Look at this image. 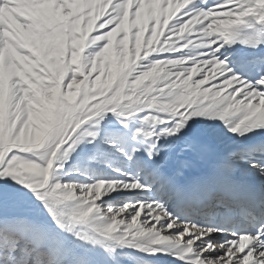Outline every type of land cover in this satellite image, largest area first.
I'll return each mask as SVG.
<instances>
[{"label": "snow or ice", "instance_id": "6c2138e0", "mask_svg": "<svg viewBox=\"0 0 264 264\" xmlns=\"http://www.w3.org/2000/svg\"><path fill=\"white\" fill-rule=\"evenodd\" d=\"M0 264H264V0H0Z\"/></svg>", "mask_w": 264, "mask_h": 264}]
</instances>
